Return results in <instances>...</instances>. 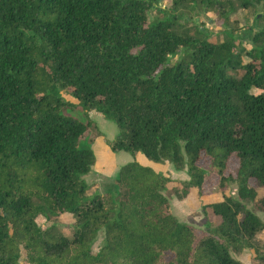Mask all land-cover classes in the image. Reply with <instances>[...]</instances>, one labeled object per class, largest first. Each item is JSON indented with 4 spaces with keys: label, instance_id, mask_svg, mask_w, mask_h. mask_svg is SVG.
I'll use <instances>...</instances> for the list:
<instances>
[{
    "label": "trees",
    "instance_id": "trees-1",
    "mask_svg": "<svg viewBox=\"0 0 264 264\" xmlns=\"http://www.w3.org/2000/svg\"><path fill=\"white\" fill-rule=\"evenodd\" d=\"M157 1L0 0V264H20L22 250L24 264H242L233 254L245 250L264 264L263 18L237 38L230 24L264 0H171L150 21ZM185 9L216 12L224 40L183 29ZM92 112L118 127L113 153L189 179L135 161L89 195ZM209 172L237 196L202 203ZM172 196L197 198L203 231L172 214Z\"/></svg>",
    "mask_w": 264,
    "mask_h": 264
},
{
    "label": "rangeland",
    "instance_id": "rangeland-1",
    "mask_svg": "<svg viewBox=\"0 0 264 264\" xmlns=\"http://www.w3.org/2000/svg\"><path fill=\"white\" fill-rule=\"evenodd\" d=\"M171 6V0L157 1V4L154 9H152L149 13V20L153 21L157 18L159 9L168 10ZM256 16L259 19L263 18L262 25H264V7L262 8V6H259L258 12H256L254 9L243 10L238 8L237 12L232 16L230 22L231 26L234 27L235 25H233L232 22L239 24L237 35H235L236 38L239 37L241 31L245 30L247 27L254 25V20ZM179 20L180 26L183 29H193L194 27L199 26L204 32H207L209 33V35H211L212 41L221 42L225 38V28L223 26V21L219 19V16L216 12L205 13L204 11H202L201 13L196 14L192 10L185 9L182 11ZM175 60L176 59H174L173 62ZM63 96L67 100L74 101L73 97L69 94L68 91H65L63 93ZM95 114L96 113H92L91 116L94 125L91 127L92 135L89 137L88 140L89 143L92 145L98 163L96 164L92 173L86 178L87 182L90 185V189L88 191L89 195H93L95 192L105 193L109 189H112L114 187L115 178L121 167L125 166L128 163L135 162L134 155L128 152L112 153L108 151L109 141L112 142L118 136V127L114 122L108 121L103 116V121H101L99 117H97ZM96 130L99 131L102 136L98 137V135L95 134ZM109 152L111 153L110 155H108ZM204 160L206 159L203 158L201 162L206 163ZM150 162L152 164L151 166L153 167V170L157 171L158 173H162L163 175L168 176L174 180L184 181L189 179L185 171L178 172L169 163L159 164L153 161ZM151 166L149 167L151 168ZM203 167L208 169V164H203ZM235 167L236 164L231 162L228 165L227 174H232ZM262 195H264V189H258V196L260 197ZM228 196H237L236 186L231 184L230 186H227L226 189L222 190L220 187V177L215 172H209L208 176L206 177V181L204 184V192L201 196L200 201L204 204L220 202ZM169 203L172 214L179 221L190 223L198 230H204V217L199 213L200 208L199 203H197V198L194 197L191 201H180L175 196H172ZM260 216L264 222V216ZM37 223L39 226L52 225L51 223H48L42 216H39L37 218ZM73 224L74 218L71 215H64L60 219L59 228L67 236H72ZM101 242L102 239L100 238L94 246V252H97L99 250ZM257 242L258 244H264L263 232L257 238ZM25 260L26 252L22 250V258L20 264H24Z\"/></svg>",
    "mask_w": 264,
    "mask_h": 264
},
{
    "label": "crops",
    "instance_id": "crops-1",
    "mask_svg": "<svg viewBox=\"0 0 264 264\" xmlns=\"http://www.w3.org/2000/svg\"><path fill=\"white\" fill-rule=\"evenodd\" d=\"M92 113H95V112H92ZM92 113H90V117L92 116ZM97 117H99V119L101 121H103L102 119V115H99V114H95ZM92 119V117H91ZM105 134V133H104ZM110 142V141H109ZM108 151L112 152L109 145H108ZM108 153V155H110L111 153ZM113 153V152H112ZM107 154V153H106ZM113 155V154H112ZM135 161L138 162L140 165L142 166H146V167H149L151 166V162L149 160L146 159L145 156H143L142 154H137L135 157H134ZM97 160V158H96ZM98 163V160L96 162V164ZM96 166V165H95ZM151 168H153L151 166ZM157 172V171H156ZM263 233H264V230H263ZM236 255V256H235ZM234 258L238 261H240L242 264H255L253 261H252V253L248 250H245L243 251V253L241 254H234Z\"/></svg>",
    "mask_w": 264,
    "mask_h": 264
}]
</instances>
